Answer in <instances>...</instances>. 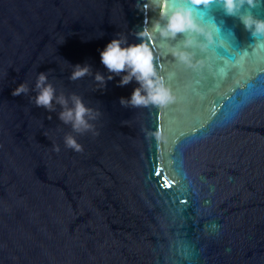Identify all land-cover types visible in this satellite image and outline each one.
Masks as SVG:
<instances>
[{
  "label": "water",
  "instance_id": "obj_1",
  "mask_svg": "<svg viewBox=\"0 0 264 264\" xmlns=\"http://www.w3.org/2000/svg\"><path fill=\"white\" fill-rule=\"evenodd\" d=\"M193 12L217 40L191 50L197 70L148 41L176 102L125 108L138 85L98 88L100 52L140 43L159 0H0V264H264V46L218 3ZM248 13L264 20V0ZM78 64L92 74L72 81ZM40 72L90 130L35 106Z\"/></svg>",
  "mask_w": 264,
  "mask_h": 264
},
{
  "label": "clouds",
  "instance_id": "obj_2",
  "mask_svg": "<svg viewBox=\"0 0 264 264\" xmlns=\"http://www.w3.org/2000/svg\"><path fill=\"white\" fill-rule=\"evenodd\" d=\"M217 3L223 7L226 15L238 16L245 29L256 40V44L264 46V20L256 18L251 13L242 14L245 5L249 9H254L258 6V0H190L191 7L176 8L171 14L168 11V0H159L160 19L151 29L144 28L135 33L140 43L129 44L126 38H116L100 52L101 63L107 69L108 75L94 73L98 88L106 89L109 81L119 77L118 87H126L132 83L138 85L130 98H120L122 107L156 106L163 109L175 103L177 98L167 85L165 78L160 75L154 52L148 41L157 37L168 42L176 41L175 45L171 44L175 49L172 56L188 68L197 70L201 65L196 61L195 54L191 50L199 48L201 51H207L209 47L217 44V40L213 31L201 26L193 9H208ZM217 29L220 28L217 27ZM180 37L183 39H179ZM200 37H203V40ZM73 69L69 76L72 81L92 74V68L89 65L78 64L73 66ZM33 91L36 93L34 97L36 107L53 112L55 102V105H60L63 109L58 114V118L63 123L70 124L73 131L83 133L91 129L88 120L96 118L92 110L87 108L82 99L75 94L71 97H65L63 94L57 96L55 88L48 82L46 73L38 74ZM28 92V86L22 83L13 90L12 95L21 96ZM65 145L77 152L83 150L72 135L65 137Z\"/></svg>",
  "mask_w": 264,
  "mask_h": 264
}]
</instances>
